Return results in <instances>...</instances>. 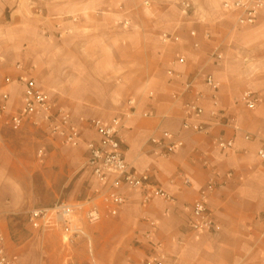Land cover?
<instances>
[{"label": "crops", "instance_id": "crops-1", "mask_svg": "<svg viewBox=\"0 0 264 264\" xmlns=\"http://www.w3.org/2000/svg\"><path fill=\"white\" fill-rule=\"evenodd\" d=\"M248 1L78 0L65 4L76 22L65 15L62 56L43 59L35 42L23 47L21 29L7 33L6 12L16 14L21 0H0V98H11L9 114L0 117V234L16 264H146L155 254L152 242L162 245L165 264H263L264 161L257 151L264 141V0L255 25L241 26L234 5ZM184 2L191 4L188 14ZM20 75L35 80L86 141L101 140L88 122L120 118L127 162L138 175L150 173L176 204L155 198L144 205L140 193L120 188L127 203L117 216L100 203L99 223L76 218L94 259L85 239L69 246L60 228L33 230L31 210L88 202L112 181L91 177L83 148L64 146L30 123L12 125L22 106ZM209 76L217 91L206 85ZM247 94L259 100L254 111L242 103ZM187 103L203 114L188 116ZM187 120L207 131H185ZM165 132L184 142L168 158L149 144ZM229 141L233 150L220 149ZM202 191L216 233L192 230L182 210Z\"/></svg>", "mask_w": 264, "mask_h": 264}, {"label": "built area", "instance_id": "built-area-1", "mask_svg": "<svg viewBox=\"0 0 264 264\" xmlns=\"http://www.w3.org/2000/svg\"><path fill=\"white\" fill-rule=\"evenodd\" d=\"M146 5H148L147 2ZM182 6L184 12L188 14L191 4L184 2ZM225 7L231 8L228 3L225 4ZM261 7V0L236 3L234 8L242 11L238 24L254 26ZM192 35L195 34L192 33ZM165 39L169 40L170 38L165 36ZM216 59L221 61L222 56L217 55ZM180 63H184V60H180ZM16 67L21 69L19 65ZM17 82L23 85L24 93L21 96L22 106L10 118L12 125L19 128L25 123H30L33 127L43 130L50 137L60 141L64 146L83 148L87 154L86 170L91 177L101 183L112 181L107 192L98 193L95 199L88 202L74 205L60 203L53 207L31 210L28 215V223L33 230L48 233L60 228L64 230V233L66 232V244L69 246L74 245L80 239H85L89 255L94 259L91 239L82 225L76 223V218L82 216L84 221L90 225L99 223L102 218V204L110 210L112 216H117L127 203L125 195L119 192L120 188L127 187L133 192L140 193L144 205L149 204L155 198L161 199L167 204H176L175 197L156 185L152 181L150 173L138 175L127 162L121 138L123 124L120 118H115L110 124H105L100 120L88 122L87 125L100 136L101 140L99 142L86 141L71 116L53 103L35 80L29 79L26 75H20ZM205 83L211 90L217 91V84L211 76L205 79ZM191 87L192 83H188L187 89ZM10 99L9 93L3 94L0 98V117L9 114ZM242 103L247 109L254 111L258 107L259 100L253 94H247L242 99ZM185 109L188 116L191 117L201 116L204 112L202 108L192 103H187ZM213 115L217 116V113L215 112ZM183 129L195 134L207 131L202 125H192L188 120L184 123ZM245 138L249 141L252 139V135L247 134ZM149 144L156 148L162 158H168L184 147L181 138L168 132L163 133L161 138H151ZM219 147L222 150H233L235 145L232 141L220 142ZM40 156H43L42 152H40ZM257 157L264 161V141L262 147L257 151ZM182 210L186 214L192 230L216 233L214 216L208 207V191H202L194 204H184ZM258 219L264 221V212ZM152 226L155 228V223H152ZM150 236L149 234L148 239ZM6 245V236L0 234V264H16L9 257ZM152 248L155 254L147 260L146 264H165L166 255L158 253L162 245L152 242ZM262 263L264 264V258ZM66 264L76 263L69 260Z\"/></svg>", "mask_w": 264, "mask_h": 264}, {"label": "rangeland", "instance_id": "rangeland-1", "mask_svg": "<svg viewBox=\"0 0 264 264\" xmlns=\"http://www.w3.org/2000/svg\"><path fill=\"white\" fill-rule=\"evenodd\" d=\"M77 1L21 0L18 4L16 14H13L14 12L12 11L6 12L5 26L8 28L7 33L9 31L12 32L14 28L21 29V42L23 43V47L30 45V42L33 41L36 43L35 51L43 59L51 57L52 55L61 57V53L64 51L65 15L68 19L76 22V15H72V11H66L65 13V4L71 5ZM15 20L16 27L14 26ZM259 32L264 33L263 29ZM253 34V31L246 32L245 36L247 37ZM39 164L43 165L44 163L39 162ZM26 223L27 221L23 224L26 225Z\"/></svg>", "mask_w": 264, "mask_h": 264}]
</instances>
